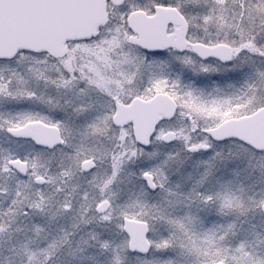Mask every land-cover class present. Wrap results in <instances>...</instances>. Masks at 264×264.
<instances>
[{"label": "snow or ice", "instance_id": "6c2138e0", "mask_svg": "<svg viewBox=\"0 0 264 264\" xmlns=\"http://www.w3.org/2000/svg\"><path fill=\"white\" fill-rule=\"evenodd\" d=\"M0 264H264V0H0Z\"/></svg>", "mask_w": 264, "mask_h": 264}]
</instances>
